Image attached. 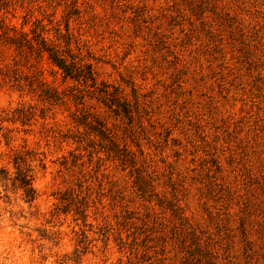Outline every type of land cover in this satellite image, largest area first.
Wrapping results in <instances>:
<instances>
[{
	"label": "rangeland",
	"instance_id": "374dc122",
	"mask_svg": "<svg viewBox=\"0 0 264 264\" xmlns=\"http://www.w3.org/2000/svg\"><path fill=\"white\" fill-rule=\"evenodd\" d=\"M221 3L39 0L38 8L36 0H0V22L44 26L96 78L87 87L43 59L62 102L0 87V119L20 107L34 111L24 125L2 122L12 140L0 136V168L11 172L13 150L39 137L68 178L52 185L44 224L63 225L64 217L70 235L34 230L42 240L67 236L71 253L37 245L28 264H264V23L243 24L217 11ZM205 11L215 32L183 14L200 20ZM106 87L129 103V114L114 110L99 91ZM95 119L123 160L107 151ZM6 231L0 217V241Z\"/></svg>",
	"mask_w": 264,
	"mask_h": 264
},
{
	"label": "clouds",
	"instance_id": "9594fccd",
	"mask_svg": "<svg viewBox=\"0 0 264 264\" xmlns=\"http://www.w3.org/2000/svg\"><path fill=\"white\" fill-rule=\"evenodd\" d=\"M36 6L39 8V0H36ZM221 9L243 24L264 23V0H222L217 11ZM177 10L183 11L181 6H178ZM183 14L187 17L188 23L199 25L203 21L208 31L215 32V26L211 23L209 12H203L200 20L189 16L188 12ZM20 15L22 13H18L17 17ZM18 23V18L13 21V24L18 25ZM24 31L27 29L25 28ZM129 121L131 122V117H129ZM27 147L29 149L34 148L35 154L25 156L20 168L26 172L25 180L27 183L25 188L26 190H34V198L29 203H24L18 190L8 186L7 182L0 185V217L3 218L7 229L5 239L0 241V264H28L29 255L34 254V251L30 253L29 250H35L37 245H46L45 251L51 248L54 252L71 253V249L65 246L67 236H64L63 239L56 237L53 241L42 240L34 230L37 228L46 229L49 236L54 232L60 233L61 236L64 233L70 235L69 229L74 228V226L64 217H59L60 220L64 221L63 225L57 224L56 227H52L44 224L52 206V200L49 196V193L53 191L52 185L61 181L67 182L68 178L57 173L50 164V161L55 158L47 157L49 149L44 147L42 139L39 137L28 138ZM0 151H7V149L0 145ZM41 152L45 153V156H41ZM21 155H23V151H21ZM244 166L248 167L247 164ZM15 171L16 169L12 168L11 175H15ZM230 183L231 187L236 190V196L243 195V190L240 188V177L237 173H231ZM238 209L239 204L234 200L232 211L237 212ZM89 223H93V221L90 220ZM91 238L89 236V239ZM56 241H58L57 246L53 248L52 243ZM46 264H51V261H47Z\"/></svg>",
	"mask_w": 264,
	"mask_h": 264
},
{
	"label": "trees",
	"instance_id": "16d2710c",
	"mask_svg": "<svg viewBox=\"0 0 264 264\" xmlns=\"http://www.w3.org/2000/svg\"><path fill=\"white\" fill-rule=\"evenodd\" d=\"M44 26L36 25L27 31L16 29L12 26L0 22V87L8 86L16 88L19 91H26L36 95L37 99L49 105H54L58 101L62 102V97L57 89L50 86L43 76L41 62L46 59L55 67L63 78H70L81 82L87 87H93L96 84L95 71L91 64L80 63L68 47L60 48L56 43L45 35ZM68 45V44H67ZM104 98H108L110 105H115L114 110L129 114L130 105L116 92H110L107 87L100 89ZM34 116V111L29 108L20 107L13 111L12 116L0 119V136L5 144H10L12 129L4 127L3 121L18 122L21 125L26 124ZM99 125L93 130L101 137L106 138L111 144L107 151L113 153L119 159L123 160L117 152L115 139L110 135L104 125L95 119ZM23 151V155H21ZM34 155L26 146L21 150L14 149L12 153V165L16 169L15 175L6 167L0 168V185L7 182V185L15 190L21 191L22 198L29 202L34 198V190H26L25 180L26 172L22 171L20 165L24 162L25 156ZM83 215V214H82Z\"/></svg>",
	"mask_w": 264,
	"mask_h": 264
}]
</instances>
